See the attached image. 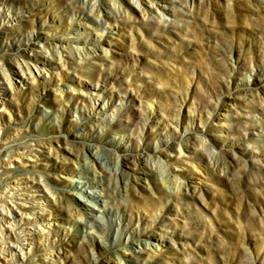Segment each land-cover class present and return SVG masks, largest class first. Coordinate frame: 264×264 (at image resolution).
<instances>
[{
	"label": "rangeland",
	"instance_id": "1",
	"mask_svg": "<svg viewBox=\"0 0 264 264\" xmlns=\"http://www.w3.org/2000/svg\"><path fill=\"white\" fill-rule=\"evenodd\" d=\"M122 1L0 0V153L55 222L0 264H264V0Z\"/></svg>",
	"mask_w": 264,
	"mask_h": 264
},
{
	"label": "bare ground",
	"instance_id": "2",
	"mask_svg": "<svg viewBox=\"0 0 264 264\" xmlns=\"http://www.w3.org/2000/svg\"><path fill=\"white\" fill-rule=\"evenodd\" d=\"M122 1V0H121ZM157 0H151V2H147L146 0H123L122 3V10L123 14H115L112 16L115 21L118 19H135L138 17L135 13V9L139 8V12L141 14H144L148 10V4L154 6L156 5ZM147 4V6H146ZM166 8V6H164ZM152 8V7H151ZM98 23H101V20L97 19ZM101 43V41L99 42ZM101 45V44H100ZM41 49L44 50V47L41 46ZM42 51V50H41ZM49 52V50L47 51ZM58 60L63 59L62 52L57 51V57ZM48 62V61H47ZM46 63V62H45ZM36 68H37V74L34 72L32 67L29 63H25L26 69L28 70V77L27 78H21L20 82L23 84H31L32 81H45L47 78V74L45 72V68L39 66L40 64L38 62H35ZM21 68L22 65H19ZM13 79L9 73L5 71V69L0 65V84H7L10 86V88L13 87ZM11 88V89H12ZM7 96L8 94L5 93V91L0 86V116L1 110L6 107L7 103ZM27 153L23 152L20 153L19 151H16V148H13L11 151H7L6 156H2L0 153V258L3 257L5 254H11L14 253L13 249L10 250V248L4 247V244L15 242L16 247L20 250H30L31 246L39 241L41 239L40 235L48 234L53 227L55 226V222H53L52 218L46 213H44V210L48 209H41L39 211L34 212V218L36 221H39L38 227H32L31 220H29L26 214L28 213L25 211L24 205H22V201H26L25 199H21L20 196H26L28 197V187L32 186L31 180L28 177H21L17 170L18 165L14 164L13 160L21 159L22 156H26ZM14 164V165H13ZM118 169V168H117ZM78 182H86L82 181L80 179L77 180ZM40 186H36V188L41 191L43 194V199L45 201H49L50 203L56 202V199L51 198L48 191L46 190H40ZM27 190V191H26ZM87 196L91 198H96L99 196H102V192H98L97 190L93 191H86ZM53 199V200H52ZM82 200L85 201L84 197H81ZM86 202V201H85ZM9 203V204H8ZM11 203V205H10ZM13 203V204H12ZM89 207H91L92 212L89 214V217H91V220L95 217V212L92 209L93 205L89 204ZM50 210V209H49ZM98 212L102 211L101 209L97 210ZM6 223H12L13 225L17 226V229L19 233H21L22 238L25 241L24 244L26 245H20L18 238L14 236L10 231H8L6 228L3 227V224ZM14 229V227L12 228ZM11 229V230H12ZM39 231V232H36ZM141 253L146 252L144 251V248L141 247ZM21 252V251H20ZM132 254V253H130ZM133 260H138L140 258L141 260L146 259L145 257H141L140 255H134L132 254ZM132 262V261H131ZM16 264V263H15Z\"/></svg>",
	"mask_w": 264,
	"mask_h": 264
}]
</instances>
